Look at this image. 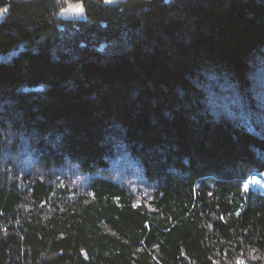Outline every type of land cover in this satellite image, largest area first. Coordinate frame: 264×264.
Masks as SVG:
<instances>
[{
    "label": "trees",
    "instance_id": "obj_1",
    "mask_svg": "<svg viewBox=\"0 0 264 264\" xmlns=\"http://www.w3.org/2000/svg\"><path fill=\"white\" fill-rule=\"evenodd\" d=\"M0 9V264H264V0Z\"/></svg>",
    "mask_w": 264,
    "mask_h": 264
},
{
    "label": "rangeland",
    "instance_id": "obj_2",
    "mask_svg": "<svg viewBox=\"0 0 264 264\" xmlns=\"http://www.w3.org/2000/svg\"><path fill=\"white\" fill-rule=\"evenodd\" d=\"M68 1V0H66ZM107 3H114L119 0H104ZM113 1V2H111ZM80 8V9H79ZM2 10L0 9V17ZM61 16H70V17H83V9L79 2H67L66 8H64L61 13ZM22 48V43H19L16 47L12 48L6 55H0V59L9 58L10 56L18 53ZM242 191H254L264 195V173L256 172L251 170L247 173L244 181L241 183Z\"/></svg>",
    "mask_w": 264,
    "mask_h": 264
},
{
    "label": "crops",
    "instance_id": "obj_3",
    "mask_svg": "<svg viewBox=\"0 0 264 264\" xmlns=\"http://www.w3.org/2000/svg\"><path fill=\"white\" fill-rule=\"evenodd\" d=\"M66 1V0H65ZM111 2H113V1H111ZM80 9V8H79ZM62 17H65V18H71L70 16H62Z\"/></svg>",
    "mask_w": 264,
    "mask_h": 264
}]
</instances>
